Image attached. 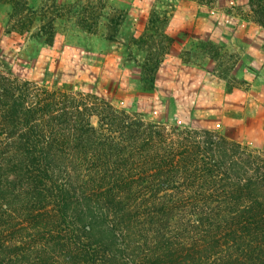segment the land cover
<instances>
[{
    "label": "trees",
    "instance_id": "trees-1",
    "mask_svg": "<svg viewBox=\"0 0 264 264\" xmlns=\"http://www.w3.org/2000/svg\"><path fill=\"white\" fill-rule=\"evenodd\" d=\"M143 34L149 82L166 51ZM0 264H264V159L0 72Z\"/></svg>",
    "mask_w": 264,
    "mask_h": 264
},
{
    "label": "rangeland",
    "instance_id": "rangeland-1",
    "mask_svg": "<svg viewBox=\"0 0 264 264\" xmlns=\"http://www.w3.org/2000/svg\"><path fill=\"white\" fill-rule=\"evenodd\" d=\"M246 3L0 0V72L96 94L167 127L210 130L263 160L264 26ZM140 32L154 36L152 52L166 51L149 82Z\"/></svg>",
    "mask_w": 264,
    "mask_h": 264
}]
</instances>
